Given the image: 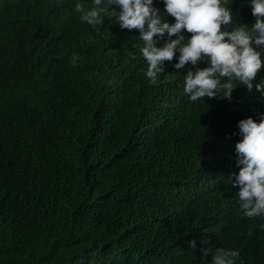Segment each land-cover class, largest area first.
<instances>
[{"label": "trees", "instance_id": "obj_1", "mask_svg": "<svg viewBox=\"0 0 264 264\" xmlns=\"http://www.w3.org/2000/svg\"><path fill=\"white\" fill-rule=\"evenodd\" d=\"M77 2L92 6L0 0V264H210L201 239L264 264V216L242 215L230 181L264 96L190 101L175 57L150 84L139 30L92 27ZM228 6L254 23L247 0Z\"/></svg>", "mask_w": 264, "mask_h": 264}, {"label": "clouds", "instance_id": "obj_2", "mask_svg": "<svg viewBox=\"0 0 264 264\" xmlns=\"http://www.w3.org/2000/svg\"><path fill=\"white\" fill-rule=\"evenodd\" d=\"M162 2L163 11L154 0H91V7L75 3L74 11L92 27L104 24L107 17L122 29H138L143 41L139 51L147 61L145 75L150 84L158 82L166 72L165 62L175 57V69L188 65L183 91L190 101L205 96L231 100L234 89L241 85L264 96V78L256 79L264 69V0H247L255 17L251 26L235 22L229 0ZM168 16L174 17V22L170 23ZM79 60V54L73 53L71 63L75 66ZM201 62L206 66L200 67ZM238 128L241 138L234 151L239 170L231 173L230 181L239 186L242 215L264 216V113L259 120L252 116L240 119ZM260 227L264 229V224ZM188 244L197 248L195 239ZM200 245L202 257L211 255L210 264H237L241 256L239 249L207 246V239H201Z\"/></svg>", "mask_w": 264, "mask_h": 264}]
</instances>
